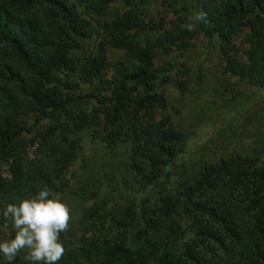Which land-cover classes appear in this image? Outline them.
<instances>
[{"label":"trees","instance_id":"trees-1","mask_svg":"<svg viewBox=\"0 0 264 264\" xmlns=\"http://www.w3.org/2000/svg\"><path fill=\"white\" fill-rule=\"evenodd\" d=\"M119 1L0 0V242L15 234L6 205L47 187L85 202L59 264H264V123L242 154L176 163L188 135L167 111L170 71L153 64L200 35L223 74L264 90V0ZM83 131L124 146L121 163L86 158Z\"/></svg>","mask_w":264,"mask_h":264},{"label":"rangeland","instance_id":"rangeland-1","mask_svg":"<svg viewBox=\"0 0 264 264\" xmlns=\"http://www.w3.org/2000/svg\"><path fill=\"white\" fill-rule=\"evenodd\" d=\"M124 2L125 0L116 2L115 10L125 9ZM92 18H87L91 26L95 23V18ZM91 43L92 36L78 40V46L86 49L90 48ZM153 64L170 71L169 82L164 87L167 111L173 116L176 127L188 135L184 153L176 163L188 158L203 162L232 152L244 153L242 147L250 142L249 137H253L255 125L257 122L264 123V90L255 89L243 80L223 74V60L214 41H207L196 35L193 45L186 50L169 54L155 52ZM79 137L86 158L91 160L97 149L98 155L106 160L104 170H113L114 167L108 168L107 165L110 162L115 164L118 159L121 163L124 158L126 148L122 145L99 146L87 131L81 132ZM117 167L121 168L120 164L115 167L120 172ZM109 174L114 182L112 171H109ZM124 175L127 179L123 185H126L128 191L132 189L130 175L127 172ZM68 180L73 182V178ZM58 196L71 210L70 242L74 243L79 234V210L85 202L71 195ZM118 198L116 193L113 199ZM26 251L22 250L23 254H26Z\"/></svg>","mask_w":264,"mask_h":264},{"label":"clouds","instance_id":"clouds-1","mask_svg":"<svg viewBox=\"0 0 264 264\" xmlns=\"http://www.w3.org/2000/svg\"><path fill=\"white\" fill-rule=\"evenodd\" d=\"M205 14L197 13L181 25L187 31H194ZM10 218L15 234L10 240L0 242V254L11 264L18 253L27 250L25 259L31 264H59L66 249L61 233L69 230L71 210L58 195L47 187L32 198H21L19 203H8L2 212Z\"/></svg>","mask_w":264,"mask_h":264}]
</instances>
